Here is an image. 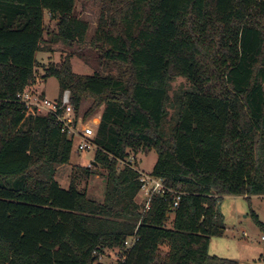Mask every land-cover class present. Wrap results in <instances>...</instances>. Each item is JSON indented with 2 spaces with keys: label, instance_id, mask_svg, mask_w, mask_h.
Returning <instances> with one entry per match:
<instances>
[{
  "label": "trees",
  "instance_id": "trees-1",
  "mask_svg": "<svg viewBox=\"0 0 264 264\" xmlns=\"http://www.w3.org/2000/svg\"><path fill=\"white\" fill-rule=\"evenodd\" d=\"M76 1L0 0V264H102L106 250H119L117 264H236L209 243L225 231L223 196H264V0H99L89 39ZM45 13L51 43L89 47L116 70L77 74L65 57L42 76L76 112L91 101L85 118L103 107L85 169L105 173L102 202L58 185L73 140L17 97L36 79ZM177 78L190 88L170 116ZM151 150L163 195H144L142 173L119 168Z\"/></svg>",
  "mask_w": 264,
  "mask_h": 264
},
{
  "label": "rangeland",
  "instance_id": "rangeland-1",
  "mask_svg": "<svg viewBox=\"0 0 264 264\" xmlns=\"http://www.w3.org/2000/svg\"><path fill=\"white\" fill-rule=\"evenodd\" d=\"M100 11L99 0H77L74 15L77 18L89 22L90 30L88 39L93 34L97 26ZM45 33L44 42L36 53V82L35 90L50 100H60L61 90L56 78L42 79L43 69L51 64H58L65 57H69L73 72L83 75H91L95 72L116 73L103 68L99 64L98 55L89 47L80 48L77 45L67 46L61 42L51 43L52 35L56 32L55 22L51 21L48 13L44 17ZM190 88L189 83L184 78H177L170 83L169 114H173L175 94ZM91 105V101L85 100L81 103L76 112L77 117H81L84 122L99 124L103 107H99L94 113L84 117L85 112ZM169 120V118H168ZM78 139L73 140V147L70 160L67 164L56 168L54 179L62 189H68L73 182L80 190L85 191L87 196L97 202H102L106 187L105 173L99 169H93L92 173L85 174V169L90 167L94 152H76ZM157 155L154 150L149 152L139 151L130 153L126 161L119 164L122 168L125 164H130L140 173L149 176L156 162ZM143 194L139 195L138 202L144 201ZM219 212L223 218L225 226L224 234L221 237H212L209 243V254L222 259H227L236 264H264V196H223L218 205ZM255 218L261 223L258 225ZM119 250H106L99 258L102 264H117Z\"/></svg>",
  "mask_w": 264,
  "mask_h": 264
},
{
  "label": "built area",
  "instance_id": "built-area-1",
  "mask_svg": "<svg viewBox=\"0 0 264 264\" xmlns=\"http://www.w3.org/2000/svg\"><path fill=\"white\" fill-rule=\"evenodd\" d=\"M36 82V79L35 81ZM34 84L30 88L18 94L19 101L24 105L27 114L34 112L39 115H52L56 118L57 123L61 126L62 132L66 133L69 138L78 139L76 152H89L96 149L94 138L98 123H86L81 117L76 116L73 106L70 104V93L64 91L60 100H50L43 94L35 90ZM142 183V193L150 195L151 193L163 195L167 190L161 181L150 176L140 174L139 178ZM180 199V193H175L174 207L177 206ZM148 205H146V208ZM264 240V236L261 237ZM132 241L127 240L125 246L129 247Z\"/></svg>",
  "mask_w": 264,
  "mask_h": 264
}]
</instances>
